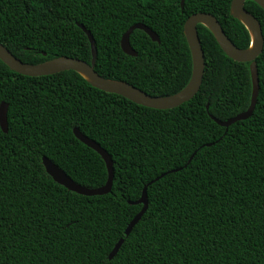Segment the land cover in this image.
<instances>
[{
	"label": "trees",
	"instance_id": "obj_1",
	"mask_svg": "<svg viewBox=\"0 0 264 264\" xmlns=\"http://www.w3.org/2000/svg\"><path fill=\"white\" fill-rule=\"evenodd\" d=\"M231 1L185 0L182 9L181 0H0V44L28 64L62 56L90 63L83 25L100 76L168 96L191 78L184 35L191 15L215 16L235 46H250ZM245 8L264 38V9L250 0ZM138 23L159 42L134 30V57L120 42ZM197 29L202 85L168 110L103 92L75 71L30 77L0 60V104L8 105V132L0 128V264H264V46L253 114L226 129L212 116L225 121L248 108L250 63L229 58L204 25ZM75 127L111 156V193L79 195L46 172L43 156L80 185L106 183L103 159ZM145 186L148 208L126 236Z\"/></svg>",
	"mask_w": 264,
	"mask_h": 264
},
{
	"label": "water",
	"instance_id": "obj_2",
	"mask_svg": "<svg viewBox=\"0 0 264 264\" xmlns=\"http://www.w3.org/2000/svg\"><path fill=\"white\" fill-rule=\"evenodd\" d=\"M184 1L185 0H181L180 5L182 9L184 8ZM246 1L249 0H232L230 6V14L234 18L242 22L250 33L251 43L247 49H240L234 45V43L225 34L220 22L215 16L208 13H196L188 17L184 24V35L189 45L192 57L191 78L188 84L181 91L168 96H152L127 82L107 79L100 76L95 71V65L97 60V48L95 40L91 35L90 31H88L83 25L79 26L86 33L89 39L92 54V59L90 63H87L77 58L62 56L40 64H28L22 62L20 59L15 57L2 44H0V60L14 72L30 77L53 75L63 71H75L80 74L92 87L99 89L103 92L121 96L137 105H141L144 107L158 110H168L176 108L193 99L195 95L199 92L200 87L202 85L205 72V57L197 29V26L199 24H202L212 32L220 48L229 58L233 59L236 62L250 63L252 92L248 108L245 111L225 121L218 120L212 116V119L216 123L227 129L230 125L238 121L247 120L249 117H251L255 109L259 93V80L256 60L263 51L264 38L260 22L245 8ZM250 1H254L262 9H264V0ZM136 29L143 30L153 41L159 42V38L156 33H154L150 28L146 27L145 25L138 23L131 26L122 35L120 44L122 51L126 55L134 57H136L138 53L132 48L130 44V35ZM7 110V103L1 102L0 128L4 133L8 132ZM73 133L80 142L97 152L103 159L108 174L106 183L102 187L98 188H88L83 185H80L76 183L73 179H71L62 169H60L50 159H48L46 156H43L42 163L45 167L46 172L52 177L55 182L79 195L97 196L111 193L114 179V168L111 156L106 150H104L100 146V144L83 135L78 128L75 127L73 129ZM161 177L156 178L151 183L157 181ZM134 204H141L142 209L128 225L126 229V236L130 234L133 227L139 222V220L148 208L147 186L144 187L140 199L134 202ZM123 241V239H120L118 241L111 254L109 255V259H112L116 255Z\"/></svg>",
	"mask_w": 264,
	"mask_h": 264
}]
</instances>
